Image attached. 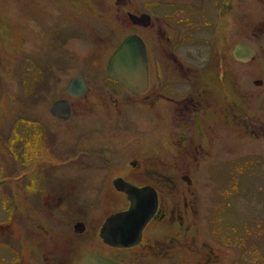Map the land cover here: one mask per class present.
Here are the masks:
<instances>
[{
	"label": "flooded vegetation",
	"instance_id": "1",
	"mask_svg": "<svg viewBox=\"0 0 264 264\" xmlns=\"http://www.w3.org/2000/svg\"><path fill=\"white\" fill-rule=\"evenodd\" d=\"M251 1L140 0L136 3L133 0H113L112 5L119 11L115 16L117 24L94 17L97 23L120 29L117 38L106 43L104 48L98 47L90 34L87 27L90 20L86 17L88 9L83 2L77 8L80 19L76 18V4H71L62 23L44 26L39 20L37 26H31L30 33L35 32L33 38L45 39L43 47L37 50L43 54L48 52L47 40L56 37L54 47L59 57L55 66L50 62L44 65L40 53L30 52L33 56L28 53L23 56L19 64L23 73L19 80L22 95L31 96L49 83L44 95H40L47 100L44 105L46 113L42 121L25 115L16 120L27 125L21 127L19 132L22 135H27L30 127L38 132L43 140L40 146L52 156L55 166L72 158L66 156L60 162L57 160L49 147L51 125L72 133L88 123L90 116L98 119L102 113L107 115L109 125L114 126L113 132L117 126L122 131L119 138L149 133L150 141L154 143L152 135L156 131L157 118L165 119V123L170 122L179 131L172 147L167 148L171 158L162 153L131 156L125 160L123 169L106 175L108 189L99 194L107 195L113 201L103 206L102 214V210L93 213L95 222L91 220L88 208L81 211L80 205L77 207L75 183L64 175H56L60 179L57 181L49 179L42 164L33 176L28 177L34 179L28 180L25 189L6 195L8 204L3 207L9 210V214L4 222H0V230L12 232L16 222L29 239L50 243L46 247L49 254L42 256L40 264H77L88 251L109 255L124 264H139V261L215 264L220 253L215 254L214 245L205 244L211 241L199 238L191 224L194 217L190 216L195 210L188 197L197 199L199 204L201 196L196 186L197 177L190 166L200 165L197 152L204 149L207 140L214 145L219 134L217 131L223 125L239 127L246 138L264 145V111L258 112L252 106L257 102L264 107V0H259L260 4L255 1L254 6L250 5ZM26 5H23V11H27ZM36 10L43 13L41 6ZM238 23H242V31L236 37ZM70 27H76L77 31L68 30ZM0 31L3 34L9 32L1 17ZM130 34H136L145 46L147 82L142 89L130 90L107 72L111 53ZM72 39L78 40L77 49L67 46ZM188 44L194 49H188ZM1 58L0 70L1 61H4ZM65 65L69 72L58 70L60 67L64 69ZM77 66L84 67L87 74L83 75ZM55 69L59 74L52 79L51 70ZM54 104L55 110H52ZM131 113H143L152 120L141 126L134 120V127ZM157 114L161 117L156 118ZM129 122L132 127L128 126ZM211 132L217 133L212 136ZM90 133L82 134V138ZM111 134L114 136L110 137L108 146L115 148L117 135ZM196 138L198 143H195ZM192 143L195 153L185 154L191 151ZM173 147H176L175 153ZM179 151L180 154H176ZM241 159L248 165L255 163L253 157L243 155ZM0 166L2 171L5 165ZM222 188L221 182L213 185L212 192H218L216 199L210 192L209 200L204 203L206 206L210 202L209 213L224 205L225 201H219V197H226ZM12 194L21 205L18 216L15 210H10ZM131 200L139 205L132 219L104 225L108 216L127 209ZM142 215L140 223L136 224ZM245 219L251 221L250 213ZM212 230L215 231L214 227ZM82 237L88 247L75 254V246L82 243ZM21 242L26 241L22 238ZM91 243H100L103 250L92 249ZM109 243L133 244L118 246ZM228 243H246V237ZM17 251L21 250H13L15 259L7 264H21L25 260L27 251L23 254ZM203 256L206 262L202 260Z\"/></svg>",
	"mask_w": 264,
	"mask_h": 264
},
{
	"label": "rangeland",
	"instance_id": "2",
	"mask_svg": "<svg viewBox=\"0 0 264 264\" xmlns=\"http://www.w3.org/2000/svg\"><path fill=\"white\" fill-rule=\"evenodd\" d=\"M133 1L137 3L140 0ZM255 1L257 0H252L250 5L254 6ZM82 2L88 9L86 17L90 20L87 21L90 22L87 24L91 30L90 34L94 36L98 47L103 46L104 48L106 43L117 38L116 35L120 29L115 27L112 29L111 25L110 28L101 22L97 23L94 17L117 24L115 16L119 11L112 5L113 0H91V4L89 0H0V17L5 20L9 31L6 34L0 31V55L3 56L0 58L4 60L1 61L0 70V164L5 165L0 171V222H4L9 214V210L7 211L3 207L4 204H8V196L6 195L9 192L13 193L14 190L21 192L25 189L29 185V181L34 179V177H28L33 176L35 170L40 168L42 164L44 171H47L50 176L49 179L57 181L60 179H57L56 175H64L75 183L74 196L77 207L80 205L81 211L88 208L91 211L89 213L91 220L95 222L92 215L101 210L102 214L104 212L103 206L113 201L111 197L99 194V192L108 189L106 187V175L110 171L123 169L126 164L125 160L131 156H148L149 153L159 155L162 153L163 155L166 154V158H171L167 148L172 147L171 143L175 142L174 139L179 130L172 127L170 122L165 123V119H158L157 117H161L160 114L156 115V131L152 135L154 143H151L149 133L119 138L122 131L117 126L113 132L114 126L109 125L107 115L102 113L98 119L90 116L88 123L72 133H65L58 128L57 130L54 125H51L49 147L53 149L57 160L60 162L66 156L72 158L68 162L56 166L52 156L40 146L43 140L39 138L36 130L34 131L30 127L27 135H22L19 132L21 127L27 126L16 120L20 115L37 117L42 121V117L46 113L44 105L47 100L40 95H44V91L49 85V83L43 85L35 91L36 96L34 94L23 96L22 84L19 83L23 76L19 65L21 59L25 54H31L30 52L37 55L40 53L39 57L43 59L41 62L44 65L46 62H50L51 65L56 66L57 57H59L56 55L54 47L57 42L56 37L47 40L49 51L43 54L37 49L43 47L44 37L33 38L35 32L31 34L29 29L31 26H37L39 20L44 26L51 23H62L63 16L68 15L71 4H76V18L80 19L77 8ZM26 3L28 9L23 11L25 9L23 5ZM258 4H260L259 0ZM39 6L43 7V13L36 10ZM241 26L242 23L237 24L236 37L242 31ZM68 30L77 31V28L70 27ZM187 47L190 50L194 49L191 44H188ZM76 68H81L83 75L88 72L84 67L77 66ZM60 69H62L61 71H70L66 69V65L64 69L63 67L58 68L59 71ZM58 70H51L52 79L59 74ZM242 78L244 79V77ZM242 89L244 90V88ZM12 92H15V95ZM252 106L258 112L264 111V107L257 102ZM135 114L132 115L131 113L130 116L134 127L136 126L134 120L139 122V126H141L151 119L143 113ZM131 123L128 125L129 127H132ZM217 132L219 134L216 136L214 145L212 142L208 143L207 140L204 149L197 152L199 155L198 162L201 161L200 165L190 166L194 169L193 174L197 177L196 186L199 189V196H201V203L199 204L196 202L197 199L188 197L192 202L191 207L195 210L194 214L190 216L194 217L191 220L192 227L199 238L211 241V243L205 244L214 245L212 247L215 254L220 253L215 264H264V145L246 138L244 132L233 125L220 126ZM217 132H211V135L213 136ZM87 133L90 134L85 139L82 138V134ZM111 133L117 135L115 148L108 146L110 137L114 136ZM130 138L133 140L130 141ZM208 138L210 137L208 136ZM197 141H199L198 138H196L195 143H198ZM192 144V148L189 149L191 151L185 154L195 153V150L192 151L194 143ZM173 150L175 153L176 147H173ZM176 154H180V151ZM243 155L253 157L255 163L246 164L241 159ZM227 160L229 161L226 162ZM217 164L219 166L215 167ZM218 182H221L223 187L221 191H224L223 194L226 196L219 197V201H225V203L223 206L215 207L209 213L207 207L210 202L206 206L204 203L209 200L208 195L211 193L216 199L218 192L216 190L212 192V190L213 185ZM109 193L111 192L109 191ZM11 196L13 199L10 201V210H15L16 214H14L18 216L21 205L13 194ZM38 203L40 204L37 201ZM76 209L78 210V208ZM249 213L251 221H246L245 218L249 217ZM58 218L61 219L62 216L59 215ZM212 227L215 231L212 230ZM245 237L246 243H228L229 240L235 239L242 241ZM22 238L25 239V243L21 242ZM82 239V243L75 246V254H79L81 249L84 250L88 247L84 237ZM22 244H25V247ZM49 244L29 239V236H25L20 225L14 222L12 232L0 230V264L13 262L16 254L12 251L15 249L21 250L19 251L21 254L27 251V257L21 264H40V261H43L42 256L49 254L46 248ZM91 246L92 249L101 248L103 250L100 243H91ZM19 252L17 251V253ZM202 260L206 262L204 256ZM139 264L159 263L156 261H139ZM208 264H214V262Z\"/></svg>",
	"mask_w": 264,
	"mask_h": 264
},
{
	"label": "water",
	"instance_id": "3",
	"mask_svg": "<svg viewBox=\"0 0 264 264\" xmlns=\"http://www.w3.org/2000/svg\"><path fill=\"white\" fill-rule=\"evenodd\" d=\"M76 39L69 41L67 46L69 48L77 49ZM239 48V44H237ZM238 56V55H237ZM107 72L108 74L121 81L125 87L130 90H134L136 87L142 89L145 87L147 82V63L145 58V46L143 41L136 35L130 34L126 36L113 50L108 62H107ZM70 89V87H69ZM56 104L52 106V110H55ZM137 188H134V191ZM128 191V190H127ZM130 192V191H129ZM139 205L131 200V204L125 210L119 211L108 216L104 222L109 224L111 222L125 223L126 221L132 219V216L138 212ZM143 215L135 221V223H140V219ZM120 220V222L118 221ZM140 225V224H139ZM139 227L138 231H140ZM111 245H130L133 243H109ZM77 264H124L123 261L118 260L109 255L97 252L88 251L85 252Z\"/></svg>",
	"mask_w": 264,
	"mask_h": 264
}]
</instances>
